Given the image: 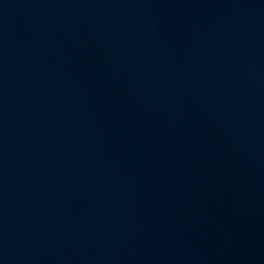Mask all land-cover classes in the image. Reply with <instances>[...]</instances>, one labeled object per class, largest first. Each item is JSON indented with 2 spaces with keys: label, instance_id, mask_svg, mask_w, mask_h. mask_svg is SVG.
Segmentation results:
<instances>
[{
  "label": "water",
  "instance_id": "water-1",
  "mask_svg": "<svg viewBox=\"0 0 264 264\" xmlns=\"http://www.w3.org/2000/svg\"><path fill=\"white\" fill-rule=\"evenodd\" d=\"M0 264H264V0H0Z\"/></svg>",
  "mask_w": 264,
  "mask_h": 264
}]
</instances>
